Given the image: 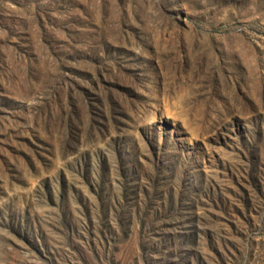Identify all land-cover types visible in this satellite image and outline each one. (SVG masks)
Returning <instances> with one entry per match:
<instances>
[{
  "label": "rangeland",
  "instance_id": "374dc122",
  "mask_svg": "<svg viewBox=\"0 0 264 264\" xmlns=\"http://www.w3.org/2000/svg\"><path fill=\"white\" fill-rule=\"evenodd\" d=\"M0 264H264V0H0Z\"/></svg>",
  "mask_w": 264,
  "mask_h": 264
}]
</instances>
